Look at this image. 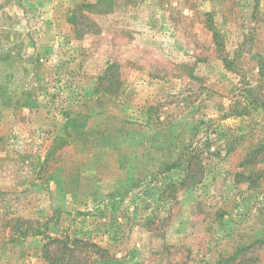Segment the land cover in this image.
<instances>
[{
    "label": "rangeland",
    "instance_id": "374dc122",
    "mask_svg": "<svg viewBox=\"0 0 264 264\" xmlns=\"http://www.w3.org/2000/svg\"><path fill=\"white\" fill-rule=\"evenodd\" d=\"M96 1L0 0V264H49L17 217L53 218L101 264H264V0L74 17Z\"/></svg>",
    "mask_w": 264,
    "mask_h": 264
},
{
    "label": "trees",
    "instance_id": "16d2710c",
    "mask_svg": "<svg viewBox=\"0 0 264 264\" xmlns=\"http://www.w3.org/2000/svg\"><path fill=\"white\" fill-rule=\"evenodd\" d=\"M110 3V6L114 4V0H97L94 4H81L77 5L79 8V13L75 12L74 17H80L81 22L88 19L86 15L83 13L84 8L89 9H100L103 2ZM73 17V18H74ZM213 40L215 45L219 51L224 50V43L222 36L219 34L217 28L213 31ZM112 68L108 69L107 73L112 72ZM108 75V74H107ZM106 79L107 76H105ZM261 104L262 101L260 102ZM236 110V109H235ZM230 115L226 114L225 116H234V110H230ZM243 115V113H238L236 116ZM225 117V118H226ZM210 139L206 140L207 146L210 145ZM260 151L264 150V141L260 144ZM200 150H202V146L199 147L198 143L194 145V142H191L189 146H187L184 151L179 156V159L173 166L177 169L181 170V183L180 186L185 187L189 182L194 181L197 182V174L195 173V169H201V162H199ZM250 157L249 159H251ZM264 162V157L260 160ZM198 183V182H197ZM53 218L43 223L39 220L33 219H23L21 217H17L12 219L16 224L14 228L18 231L20 235L24 238H32V237H41L42 238V250L41 253L44 256L45 260L49 262V264H101L100 262L104 260V255L106 250L102 248L97 243H93L90 241H86L84 239L79 238L78 236H72L70 234H66L64 236H53L50 233V222ZM22 226H25L21 229Z\"/></svg>",
    "mask_w": 264,
    "mask_h": 264
}]
</instances>
